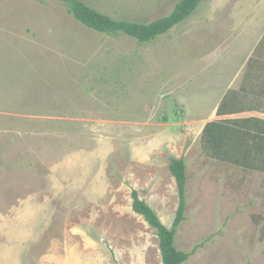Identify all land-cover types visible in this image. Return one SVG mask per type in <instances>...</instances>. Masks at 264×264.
<instances>
[{
  "label": "rangeland",
  "instance_id": "rangeland-1",
  "mask_svg": "<svg viewBox=\"0 0 264 264\" xmlns=\"http://www.w3.org/2000/svg\"><path fill=\"white\" fill-rule=\"evenodd\" d=\"M82 1L147 24L181 0ZM263 37L264 0H205L147 44L91 30L62 2L0 0V264H162L132 191L172 228L181 158L175 245L196 249L183 264H264V174L202 145Z\"/></svg>",
  "mask_w": 264,
  "mask_h": 264
},
{
  "label": "trees",
  "instance_id": "trees-1",
  "mask_svg": "<svg viewBox=\"0 0 264 264\" xmlns=\"http://www.w3.org/2000/svg\"><path fill=\"white\" fill-rule=\"evenodd\" d=\"M45 2L48 0H38ZM64 3L69 13L82 25L96 32L125 35L141 44L155 41L190 17L205 0H181L166 17L147 24L117 20L90 8L82 0H50ZM257 57L251 59L240 90L230 91L222 100L218 116L227 119L208 122L203 130L202 145L212 158L264 174V119L240 114L262 111L264 108V37L257 47ZM263 112V111H262ZM234 116V117H233ZM170 170L178 188L179 204L172 228H167L138 191H132V209L157 232L162 264H183L192 253H185L175 245L176 234L185 221L187 207V175L184 159H172ZM197 248V247H196Z\"/></svg>",
  "mask_w": 264,
  "mask_h": 264
},
{
  "label": "crops",
  "instance_id": "crops-1",
  "mask_svg": "<svg viewBox=\"0 0 264 264\" xmlns=\"http://www.w3.org/2000/svg\"><path fill=\"white\" fill-rule=\"evenodd\" d=\"M132 203H133V201H132ZM133 210V209H132ZM134 212V211H133ZM135 213V212H134ZM136 214V213H135Z\"/></svg>",
  "mask_w": 264,
  "mask_h": 264
}]
</instances>
